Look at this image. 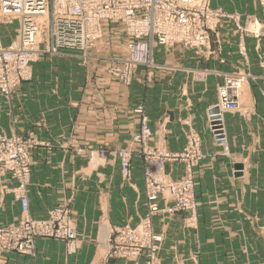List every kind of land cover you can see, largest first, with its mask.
<instances>
[{"label":"crops","instance_id":"1","mask_svg":"<svg viewBox=\"0 0 264 264\" xmlns=\"http://www.w3.org/2000/svg\"><path fill=\"white\" fill-rule=\"evenodd\" d=\"M212 5L226 11L261 16L253 0H212ZM12 31L9 26L0 25L2 45L11 41ZM219 31L222 40L219 56L155 47L153 61L156 68L147 75L139 67L130 93H134L135 100L144 105L152 143H162L170 151H180L188 129L199 133L203 152L200 170L203 172L197 187L209 189L202 193L203 204L211 205L212 214L220 212L221 219L231 220V227L222 222L221 229H216L221 232L209 233L203 223L202 235L218 236L224 230L233 236H252L255 230L257 232L255 220L249 221L247 216L248 221L244 225V214L259 210L264 213V62H261L264 59V38L257 43L252 37L244 39L248 69L259 77L256 83L247 87V101L255 111L247 118L225 113L226 139L220 144L214 141L208 129L207 112L217 101L216 86L222 82L223 73L237 69L243 62L238 53L234 26L225 25ZM83 67L78 51L64 50L57 56L40 61V78L62 72L64 77L74 79L75 83H24L17 91L19 95L17 93L11 99L0 95V133L9 136L32 131L37 138L51 144L50 150L38 147L32 153L34 164L27 194L30 215L35 219L46 218L48 211L57 203L70 199L72 217L81 238L80 248L74 255H65L63 241L39 238L35 243L34 257L9 254L5 264H122L120 259H103L108 230L111 225H135L145 212L142 163L138 158L132 160V184L123 185L117 159L97 157L90 162L85 153L87 150L81 152L78 149L122 147L138 127V120L122 108L129 100L121 96L120 89L101 90L104 93L103 104L91 102L86 97L85 91L80 89ZM200 71H206L203 72L204 78L196 80L195 75ZM95 72L102 73L99 69ZM37 88L43 95L35 106L34 92ZM55 88L61 92L71 90V98L48 99L49 92ZM116 105L120 108L118 111L113 110ZM51 107L55 109L51 111ZM36 123L39 126L33 128ZM234 164L242 166L236 174ZM182 170L181 163L172 165V174L179 175ZM7 182L0 178V186ZM229 189H232L231 195ZM235 204L238 205L236 208ZM214 205L217 206L213 208ZM19 210V202L11 195L0 200V224L16 221ZM225 214H230L231 219H227ZM207 219L203 215V220ZM239 221H242L241 226ZM153 225L156 231L165 234L161 264L174 263L173 255L181 252V264H193L187 256L195 249L192 232L183 228L178 216L169 219L156 216ZM249 251L252 255L245 261L239 262L233 255L230 260L224 256L220 262L217 247L209 251L205 248L199 264H264V257L256 260L250 246Z\"/></svg>","mask_w":264,"mask_h":264},{"label":"rangeland","instance_id":"2","mask_svg":"<svg viewBox=\"0 0 264 264\" xmlns=\"http://www.w3.org/2000/svg\"><path fill=\"white\" fill-rule=\"evenodd\" d=\"M253 1L255 6L259 7L261 16L238 11H226L221 7L213 6L212 0H198L199 5L192 8L182 5L181 0H164L157 4L155 13L161 11V4H165L162 5L163 7H166V4H171L169 15L165 10L159 13V20L165 19L166 22L163 26L157 23L158 25L154 29L150 28L151 36L149 34L141 36L140 24L127 27L128 25L118 18L119 16L116 17L111 14L105 18H98L100 11H96L92 13L93 20L100 24L101 33H98L96 37H92L91 33L88 35L87 43L90 40L91 42L87 48L83 46L79 48L58 47L55 51H51V41L41 40L38 44L31 45L29 48L26 47V49L38 50L42 53L38 52L37 55L33 53L28 58H24L23 54L20 53V44L15 43L20 31L19 20L17 18L10 19V21L0 19V25L9 26L13 30L12 39L7 45H2L0 41V50L14 47L10 58L0 57V95L6 99H11L15 94L18 93L17 95H19L17 91L24 83L35 85L41 83L50 85L75 83L74 79L64 77L62 72L47 78L46 75L40 78L42 74L39 72L40 61L44 58L57 56L64 50H73L78 51L80 62L84 66L83 85L81 84L80 89L85 91L86 97L91 102L103 104L104 93L102 94L101 90L105 91V88L112 90L114 87L120 89L121 96L129 100V103L122 107L123 110L130 117L138 120L136 131L128 143L122 147L78 148L80 151L87 150L85 153L90 162H94L97 157L111 156L117 159L123 185L132 184V160L138 158L142 163V191L145 212L135 225L126 223L110 226L106 237L107 249L103 256L104 261L120 259L123 261L122 264H161L160 253L165 234L155 230L153 219L156 216L161 219L178 216L183 228L192 232V243L195 244V249L187 256L193 264L201 262L200 255L205 248L209 251L217 247L220 253V262L223 261L224 256L229 257L230 260L233 255L239 262L245 261L252 255L249 246L253 249L256 260L264 257V213L262 210L252 211V214H244V225L248 221L247 216L250 218L249 221L255 220L257 232L255 230L252 236L242 234L241 236L238 235L239 237L233 236L224 230L222 231L224 233L218 234V236L202 235L203 223L204 227L208 229L205 231L210 233L220 227L222 222L231 227V220L224 219V221L221 219L222 214H219L220 212L212 214L213 210L210 211L209 207L211 205L203 204L202 193L209 189L203 188L201 190L197 187L203 172L200 170L203 152L199 133L194 129H188L185 144L180 151H170L162 143H152V134L148 126L144 105L135 100L134 93H130L134 87L135 75L139 67H142L147 75L153 68H156L157 65L153 61L155 47L160 46L168 51L173 49L194 50L204 52L205 55L209 56H219L222 48L219 30L222 26L233 25L238 37V53L243 63L237 69L223 73L222 82L216 86L217 101L207 112V126L212 138L220 144L224 143L226 137L223 115L236 113L247 118L255 111L253 105L248 104L247 87L256 83L259 77L253 75L248 69V50L244 39L252 37L257 43L261 38H264V0ZM155 13L149 9L142 10L139 8L136 11V16L143 19L145 16H155ZM84 18L89 19L90 16ZM168 21L169 24H167ZM81 29L85 32V26ZM160 38L165 41H161ZM93 40L94 42H92ZM141 45L145 51L139 53L137 46ZM136 52L142 55V63H137ZM135 61L137 62L134 64ZM261 62H264V59ZM97 69L101 70L103 76L95 72ZM203 72L206 71L198 72L195 79L202 80L204 78ZM224 89L227 91L225 96L222 95ZM39 91L40 88H37L34 92L35 106L41 102L40 96L43 95ZM130 94L132 98H130ZM49 95L48 99L58 100L62 96L65 99H70L72 92L71 90L61 92L55 88L49 92ZM212 108H216L217 111L211 113ZM54 109L51 107V111ZM119 109L117 105L113 107V110L118 111ZM212 114L217 115L221 125L219 132L221 136H216V132L212 131L213 128L210 123V115ZM38 124L36 123L33 128H37ZM31 132L15 133L9 136L0 133V178H5L8 181L0 186V200L11 195L19 202L20 208L16 221L0 224V264L6 263L9 254L34 257L36 254L35 243L39 238L63 241L66 256L76 254L80 248L81 238L72 217L70 199H63L57 203L48 211L46 218L35 219L30 215L29 205L27 206V194L31 168L34 164L32 153L38 147L51 149L49 141L39 139ZM174 163L183 165V170L179 175L172 174ZM240 170H235L233 165L235 174L236 171ZM236 177L238 176L236 175ZM229 191V195H231L232 189ZM23 200L25 207L22 204ZM216 206L214 205L213 208ZM237 206L234 205L235 208ZM205 207L207 210H204ZM203 215L208 217L206 221L203 220ZM253 217L254 219H252ZM226 218L231 219V215H226ZM239 222L241 226L242 221ZM216 231L221 232V230ZM229 232L231 231L229 230ZM173 256L175 261L172 264H181L182 252Z\"/></svg>","mask_w":264,"mask_h":264},{"label":"built area","instance_id":"3","mask_svg":"<svg viewBox=\"0 0 264 264\" xmlns=\"http://www.w3.org/2000/svg\"><path fill=\"white\" fill-rule=\"evenodd\" d=\"M163 1L164 0H0V19L3 21H10V19L17 18L19 20L21 32L19 31V36L15 43L20 44V53L23 54L24 58H28L33 53L37 55L38 52H41L38 50H27L26 47L29 48L31 45L38 44L41 40L46 41L44 39V30L46 29L45 23H47L48 20L51 36L47 41L50 40L51 44L55 45L54 49L58 47L79 48L84 44L82 40H87L86 36L83 35L84 31L81 29V27L85 26L82 22L85 16H90L89 19H94L92 13L96 11L99 12L100 10L107 11L111 14L121 12L122 16H129L127 18L129 21H131L132 18L135 19L137 22H134L136 26L138 24L141 25V32L143 35H150V28L154 29L158 24L163 26L166 22L165 19L162 21L159 20V13L165 10L167 15H169L168 12L170 6H172L171 4H166V7L162 6L165 4H161V11L155 13L157 4ZM181 4L191 8L199 5L198 0H181ZM139 8L142 10L149 9L155 13V16H145L143 19H140L136 16V11L139 10ZM46 10L49 12L47 20L42 17ZM167 24H169V21ZM145 29H147L146 33ZM39 37L40 39H38ZM160 40L165 41L163 38H160ZM137 47L141 49V52L145 51L143 45ZM12 48L14 47L0 50V57L10 58L12 56ZM138 54L135 55V57L137 56L136 59L138 62H143L142 55ZM226 93L227 91L224 89L222 95L225 96ZM214 118L218 120L217 115H215ZM218 134H220L219 131H216V135ZM22 204L25 207L24 200Z\"/></svg>","mask_w":264,"mask_h":264},{"label":"bare ground","instance_id":"4","mask_svg":"<svg viewBox=\"0 0 264 264\" xmlns=\"http://www.w3.org/2000/svg\"><path fill=\"white\" fill-rule=\"evenodd\" d=\"M48 11L46 10L45 11V13H44V15L42 16V17H44L46 20L48 19ZM108 15H111V13H109V12H107V11H102V10H100V12H99V14H98V18H101V17H107ZM116 17H118V18H122L123 20H124V23L125 24H127L128 26L127 27H131V26H136L135 25V23H137L136 22V20L135 19H133L132 18V20L131 21H129L127 18L129 17V16H122V13L120 12H117V13H115L114 14ZM82 22L85 24V32L83 33V35L84 36H86V39H87V37H88V35L91 33V36L92 37H96L97 35H98V33H101L100 32V30H101V26H100V24L98 23V21H94L92 18L91 19H86V18H83L82 19ZM135 22V23H134ZM45 26H46V29L44 30V39L47 41L48 40V38L50 39V36H51V34H50V29H49V20L47 21V23H45ZM137 28V27H136ZM136 28H135V30H136ZM134 30V29H133ZM137 31V30H136ZM20 32H21V29H20ZM143 32H144V30H143ZM147 32V29H145V33ZM141 36H143V34H142V32H141ZM91 38V37H90ZM38 39H40V37L38 38ZM82 42L84 43V44H82V46L84 47V48H87L88 46H89V43L91 42V40H90V42L89 43H87V40H82ZM92 42H94V40L92 41ZM55 48V45H51V47H50V50H55L54 49ZM136 49V48H135ZM138 51H139V53L141 52V49L139 48L138 49ZM135 54H138V52H136ZM139 55V54H138ZM137 57V56H136ZM136 57H135V59H136ZM137 61H135V62H133L134 64L136 63ZM130 63H131V61H130ZM137 63H139V62H137ZM140 63H142V62H140ZM24 72H26V70H24ZM215 117V115L214 114H212V115H210V123H211V126H212V128H213V131L214 132H216V131H221V128H220V124H219V121L217 120V119H215L214 118ZM216 136H221V134H218V135H216ZM27 206H28V204H27ZM23 210H26V209H23Z\"/></svg>","mask_w":264,"mask_h":264},{"label":"water","instance_id":"5","mask_svg":"<svg viewBox=\"0 0 264 264\" xmlns=\"http://www.w3.org/2000/svg\"><path fill=\"white\" fill-rule=\"evenodd\" d=\"M216 111H217L216 108H212V109L210 110L211 113L216 112ZM241 168H242V166H241L240 164H234V169H235V170H240Z\"/></svg>","mask_w":264,"mask_h":264}]
</instances>
